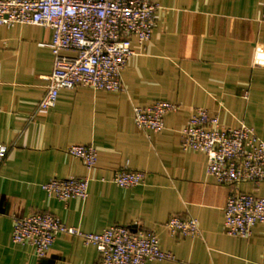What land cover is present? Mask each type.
I'll list each match as a JSON object with an SVG mask.
<instances>
[{
	"label": "crops",
	"instance_id": "1",
	"mask_svg": "<svg viewBox=\"0 0 264 264\" xmlns=\"http://www.w3.org/2000/svg\"><path fill=\"white\" fill-rule=\"evenodd\" d=\"M150 38H131L134 50L122 71V91L62 88L56 103L39 109L51 72L52 32L37 24H0V264H98L96 247L56 234L37 258L12 241L14 219L48 211L83 231L113 224L154 231L173 258L145 264H264V223L248 237L226 233L224 205L231 187L207 172L203 151L184 149L180 129L201 106L230 127L244 123L264 140V0H156ZM157 99L179 104L158 131L137 127L133 105ZM73 143L93 144L88 170L71 155ZM126 167L144 172L141 184L121 187L111 178ZM90 177L85 199L66 202L41 184L54 177ZM236 187L264 197L259 185ZM195 217L201 235L174 236L167 219Z\"/></svg>",
	"mask_w": 264,
	"mask_h": 264
},
{
	"label": "built area",
	"instance_id": "2",
	"mask_svg": "<svg viewBox=\"0 0 264 264\" xmlns=\"http://www.w3.org/2000/svg\"><path fill=\"white\" fill-rule=\"evenodd\" d=\"M160 5L156 0H0V24L27 23L49 28L53 54L51 72L39 109L56 103L62 88L88 86L122 91V71L134 50L131 38L147 41L156 26ZM176 102L157 99L148 105H133L138 128L158 131L166 113L176 111ZM184 149L203 151L207 172L214 180L230 186L224 205L226 233L248 237L256 223H264V197L241 191L242 181L259 185L264 181V140L244 123L236 127L222 124L207 108L196 106L180 129ZM9 145L0 141V162ZM67 151L80 158L88 170L96 165L93 144L73 143ZM111 180L121 187L139 185L144 172L126 167L116 170ZM90 177H54L41 184L49 196L66 202L71 197L85 199ZM165 226L171 235L199 236L195 217L170 216ZM79 236L96 247L98 264H145L150 260L170 259L173 254L160 245L158 235L141 226L113 224L98 232L83 231L68 225L48 211H32L14 219L12 241L31 246L42 258L51 248L56 234Z\"/></svg>",
	"mask_w": 264,
	"mask_h": 264
}]
</instances>
